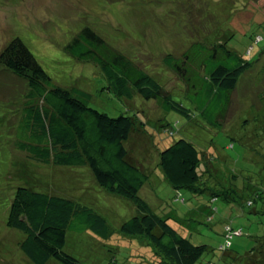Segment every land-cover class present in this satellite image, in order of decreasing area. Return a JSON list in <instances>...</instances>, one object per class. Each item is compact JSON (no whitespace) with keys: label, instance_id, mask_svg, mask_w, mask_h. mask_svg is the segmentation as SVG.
Here are the masks:
<instances>
[{"label":"rangeland","instance_id":"obj_1","mask_svg":"<svg viewBox=\"0 0 264 264\" xmlns=\"http://www.w3.org/2000/svg\"><path fill=\"white\" fill-rule=\"evenodd\" d=\"M259 3L260 0H0V52L13 38L20 37L54 83L89 92L92 107L114 117L125 113L143 124L145 133L132 134L129 142L137 162L147 172L152 171L140 194L159 214L174 209L179 215L174 222L179 231L196 244H207L208 251L197 264L211 260L219 264L222 258L218 247L227 222L225 204L222 197L218 198L213 204L217 211L209 221L208 195L175 190L157 165L158 151L167 142L184 136L211 159L210 171L219 177H212L210 185L216 187L215 182L225 181L256 189L264 182V14L257 7ZM85 26L95 29L148 72L160 69L165 54H181L196 41L208 45L225 41L229 49L255 64L230 94L224 122L210 126L176 111H161L157 102L138 93L132 99L116 95L97 65L78 61L65 50ZM257 36L263 38L256 40ZM155 76L165 88L173 87V99L190 106L181 79L171 82L165 74L159 73L164 80ZM26 90L22 79L0 65V264H32L19 246L22 232L7 224L19 185L73 198L107 218L103 232H68L65 250L82 263L163 264L148 240L120 231L121 223L137 213L130 200L99 186L90 171L84 175L72 167L45 166L15 148L16 131L12 134V128L17 127L19 102ZM163 117L175 124L173 135L162 131L164 119H159ZM178 194L185 198L184 202L177 200ZM231 215L241 226L248 221L241 218L238 210ZM249 224L246 230L252 235L264 233L263 224ZM252 244V237L244 234L234 239L232 248L244 255ZM47 264L62 263L52 258Z\"/></svg>","mask_w":264,"mask_h":264},{"label":"trees","instance_id":"obj_2","mask_svg":"<svg viewBox=\"0 0 264 264\" xmlns=\"http://www.w3.org/2000/svg\"><path fill=\"white\" fill-rule=\"evenodd\" d=\"M257 7L264 14V0ZM262 38L257 36L256 40ZM65 50L78 61L97 65L116 95L132 99L138 93L157 102L161 111H176L210 126L224 122L230 94L255 64L229 49L225 41L212 45L196 41L181 54H165L160 69L150 71L152 75L89 26L83 27ZM0 65L26 83L17 127L12 128V134L16 131L15 148L45 166L72 167L84 175L90 171L99 186L130 200L137 213L121 223L120 231L148 240L163 264H197L202 259L207 244H196L179 231L174 224L178 212L164 208L159 214L140 194L152 171L147 172L137 162L129 142L132 134L145 133L143 124L125 113L114 117L92 107L89 92L54 83L20 37L13 38L0 52ZM159 73L169 76L171 82L183 81L190 106L173 99V87L165 88L155 76ZM163 119L162 131L173 135L175 124L166 117L159 120ZM166 145L158 151L157 163L164 179L175 190L207 194L209 221L217 211L213 204L222 197L227 222L218 247L223 254L219 264H264V233L252 235L246 230L249 223L264 225V182L256 189L225 181L215 182V187L209 181L219 175L210 171L211 159L193 141L183 136ZM177 200L184 202L185 198L178 194ZM237 210L242 219L248 220L242 226L231 215ZM255 216L258 218L251 220ZM107 223V218L90 205L26 185L16 188L7 219L9 227L22 232L19 246L32 264H47L52 258L62 264H84L65 250L68 232H103ZM244 234L252 237L253 244L239 255L232 246L234 239ZM207 264L216 263L211 260Z\"/></svg>","mask_w":264,"mask_h":264}]
</instances>
